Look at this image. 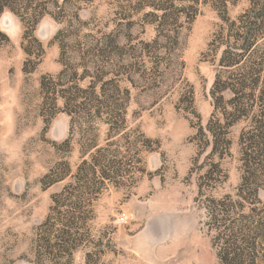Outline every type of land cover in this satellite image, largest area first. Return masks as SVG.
Masks as SVG:
<instances>
[{
  "label": "rangeland",
  "instance_id": "rangeland-1",
  "mask_svg": "<svg viewBox=\"0 0 264 264\" xmlns=\"http://www.w3.org/2000/svg\"><path fill=\"white\" fill-rule=\"evenodd\" d=\"M19 2L0 264H264V0Z\"/></svg>",
  "mask_w": 264,
  "mask_h": 264
},
{
  "label": "trees",
  "instance_id": "trees-1",
  "mask_svg": "<svg viewBox=\"0 0 264 264\" xmlns=\"http://www.w3.org/2000/svg\"><path fill=\"white\" fill-rule=\"evenodd\" d=\"M30 3V2H29ZM18 5H20L19 0H0V14L3 12L4 9L9 10L11 13H13L14 15H16L17 17H19V19L21 20V22H23L22 20V14L18 13ZM43 6H45V3H43ZM155 10H158L157 7H153ZM41 14H31L28 17V21H27L30 26L33 28L36 23L39 21V19L41 18ZM261 117L264 118V114L261 113L260 114ZM231 241H226L224 244L225 246L230 245ZM233 243V242H232ZM231 243V244H232ZM232 245H230L229 247H223V249H221V252H219L218 254V258L220 261V264H244L246 262V257L244 255H242L237 249L231 247ZM255 251V247L253 249Z\"/></svg>",
  "mask_w": 264,
  "mask_h": 264
},
{
  "label": "built area",
  "instance_id": "built-area-1",
  "mask_svg": "<svg viewBox=\"0 0 264 264\" xmlns=\"http://www.w3.org/2000/svg\"><path fill=\"white\" fill-rule=\"evenodd\" d=\"M123 220H124V215H120V217L118 218V221L123 222Z\"/></svg>",
  "mask_w": 264,
  "mask_h": 264
}]
</instances>
